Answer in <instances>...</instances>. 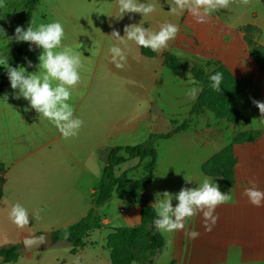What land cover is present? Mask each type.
<instances>
[{"label": "rangeland", "instance_id": "rangeland-1", "mask_svg": "<svg viewBox=\"0 0 264 264\" xmlns=\"http://www.w3.org/2000/svg\"><path fill=\"white\" fill-rule=\"evenodd\" d=\"M28 0H2L0 7V58H9L16 45L15 29L24 26L25 4ZM220 21L206 17V22L198 23L191 15L185 22L180 15L167 10L166 21L179 26L175 40L159 57L145 58L140 46L134 41H126L127 61L123 70L112 63H105L93 86L95 91L88 98L87 110L94 109L97 118L106 123L118 121L116 128H133L128 145H138L150 141L152 134H167L173 129V121L178 125L189 118L192 104L201 92V87L192 83L191 70L206 67L209 63L225 65L238 79H250L264 97V73L249 54L251 38L259 45L255 32L232 33L226 25L228 17L218 14ZM129 24V23H128ZM257 35V34H256ZM261 46V45H260ZM171 52L187 63L182 77H176L164 65L162 55ZM213 68V65L208 67ZM195 81V80H194ZM199 89L195 99L189 98L188 89ZM238 106L245 118V125L229 123L217 118L213 113L194 118L189 128L170 139H155L152 143L158 152V161L152 183L147 186L144 196L152 204L155 193L168 191L177 193L182 187L198 186L206 176L202 165L213 159L220 151L233 144L238 135L252 131H264V115L254 106L250 96L242 95ZM123 125V127H122ZM111 144L104 143L96 152V158L86 155L87 184L72 185L69 189H54L53 186H33L27 178L18 186L9 183L5 187L4 198L0 201V248L9 247L20 241L25 233L37 235L67 229L85 217L90 209L91 188L99 182L104 166L103 154ZM233 153L238 163L233 187L220 179L208 177L220 186L222 192L231 190L232 200L216 208L219 219L210 232L203 227L202 214L185 221L186 231H198L195 240L185 235V231L163 232L167 244L156 256L155 264H264V207H255L242 193L251 187L264 191V137L253 143L233 145ZM139 162L133 159L119 166L116 173L136 168ZM178 173V174H177ZM143 176L142 167L130 173L132 180ZM184 177L191 179L186 183ZM93 186V187H94ZM16 203L29 213V224L17 227L10 219L9 212ZM173 206L177 201L173 200ZM98 222H105L100 229L87 239L86 255L73 256L71 245L55 241L48 249L35 251L26 257L24 250L17 264H90L95 259L106 264L110 254L106 248V238L114 229L132 227L141 220L139 206L113 197L104 206L95 209ZM26 236V235H24ZM21 244V241L19 242ZM137 264V263H134Z\"/></svg>", "mask_w": 264, "mask_h": 264}, {"label": "crops", "instance_id": "crops-1", "mask_svg": "<svg viewBox=\"0 0 264 264\" xmlns=\"http://www.w3.org/2000/svg\"><path fill=\"white\" fill-rule=\"evenodd\" d=\"M137 2L153 4L155 11L147 16L139 13H124L121 16L118 0H38L32 15L33 27L42 23L60 22L65 31L62 45L71 47L73 51L82 55L81 81L72 89L69 103L74 108V115L82 119L84 124L76 136L64 138L49 120L39 116L30 107L27 100L22 97L16 99L18 90H13L10 81H7L0 96V201L4 198L7 184L18 186L23 181H27V178L33 186L38 187L51 185L54 189H59L64 188L67 183V189L71 185L74 188L85 186L88 173L85 164L87 153L90 157L96 158V152L103 148L104 143L111 144L110 146L128 145L126 139L128 140L134 133L133 128L120 130L116 128L118 121L110 119L104 129V120L97 118L94 109L87 110V108L88 98L95 91L93 87L96 84L95 80L104 64L110 62V47L116 45L126 48L125 44H121L111 36L112 31L114 29L119 31L123 37L125 25L130 24H140L146 29L158 31L160 25L167 22V10H170L173 0H137ZM219 13L228 17L224 25L232 33H240L244 27H254L256 39L260 38L259 45L264 46L263 0H250L248 5L232 3L228 8L212 12L210 16L220 21ZM180 16L185 22L191 15L185 11ZM41 53L42 49L35 44L27 45L19 67H24L27 73H39L38 57ZM157 53L156 57H159L161 53ZM28 61L32 62V67H28ZM6 75L7 69L0 65V83ZM90 184L92 196L97 185H93V180H90ZM100 223L105 224L104 221ZM28 236L32 235L24 233L20 238L21 243L22 239ZM86 249L87 246L72 255L76 257L86 255ZM23 250L26 257H32V253ZM89 261L90 264H103L95 259ZM0 264L4 263L0 262ZM106 264H112L111 260Z\"/></svg>", "mask_w": 264, "mask_h": 264}, {"label": "clouds", "instance_id": "clouds-1", "mask_svg": "<svg viewBox=\"0 0 264 264\" xmlns=\"http://www.w3.org/2000/svg\"><path fill=\"white\" fill-rule=\"evenodd\" d=\"M232 3L248 5L250 0H173L170 13L181 15L187 11L198 23H204L212 12L228 8ZM118 6L121 16L124 13L147 16L155 11L153 4L138 3L137 0H118ZM0 7H3L2 0ZM178 33V25L165 22L160 25L158 31L146 29L140 24L125 25L123 37L115 29L111 36L121 44L134 41L138 46L149 48L153 52H161L168 47L169 41L177 38ZM64 36V27L58 21L42 23L36 27L30 24L26 30L17 26L15 39L18 42H29L42 49L38 57L40 71L27 73L24 67H12L7 57L0 58V65L7 69L11 88L18 90L15 98L22 97L27 100L39 116L49 120L67 139L76 136L84 124L82 119L74 115V108L69 103L72 89L81 81L80 69L83 64L80 53L62 45ZM109 52L110 63L116 69L123 70L127 61L125 51L120 46L113 45ZM27 63L28 67H32L31 61ZM222 79L223 75L220 72L211 75L209 77L211 87L219 91ZM192 83L195 84L196 81L193 80ZM198 91L197 87H193L188 89L186 95L195 99ZM253 103L264 115V102L253 100ZM184 179L186 183L192 182L186 177ZM249 183L251 187L245 188L242 195L247 197L253 206L264 207V191L258 189L253 181ZM155 197V202L151 205L157 216L153 221L154 227L161 232L185 231V235L193 240L197 239L200 233L194 230L186 231L185 221L202 214L203 227L205 231L210 232L219 219L215 214L216 208L232 200L231 190L222 192L220 186L208 177H204L198 186L182 187L175 194L168 191L157 192ZM174 199L177 201L175 206L172 203ZM9 219L20 228L30 222L27 209L19 203L12 206ZM76 264H79V259Z\"/></svg>", "mask_w": 264, "mask_h": 264}, {"label": "trees", "instance_id": "trees-1", "mask_svg": "<svg viewBox=\"0 0 264 264\" xmlns=\"http://www.w3.org/2000/svg\"><path fill=\"white\" fill-rule=\"evenodd\" d=\"M264 1V0H263ZM38 4V0H28L25 4L26 19L25 30L33 24L32 15ZM33 26V25H32ZM248 33L255 32V28L244 27ZM251 49L249 54L254 59L260 70L264 73V46L256 45L251 38L247 39ZM29 42H18L8 63L12 67H19ZM141 54L144 57L154 58L158 56L149 48L141 46ZM164 65L176 77H182L187 63L172 54L165 52ZM213 65L212 69H209ZM216 72L223 75L220 90L211 87L209 77ZM193 79L201 87V92L192 104L189 118L182 124L173 121V129L167 134H152L150 141L138 145H116L104 150L105 166L102 177L91 196L92 208L88 214L67 229L57 230L53 233L54 241L64 240L71 245V254H77L87 246V239L91 233L102 227L95 218V209L104 206L114 196L121 201H128L134 206L140 207L141 220L138 225L132 227H119L114 229L106 238V248L110 254L112 264H155L156 256L164 249L167 240L163 232L158 231L153 224L157 218L156 212L151 208L152 203L146 199L144 193L147 186L153 181V174L158 161V152L153 141L155 139H170L173 136L185 132L192 120L205 115L206 112L213 113L217 118L237 125H245V118L238 106V99L242 95L250 96L256 101L264 102V97L259 94V88L247 78L238 79L225 65L209 63L206 67H194L191 70ZM9 81L6 75L0 83V96L3 93L5 83ZM254 104V103H253ZM255 106V104H254ZM259 111V109L255 106ZM260 112V111H259ZM264 134V131H252L238 135L233 144L220 151L213 159L202 165L203 173L211 178L220 179L227 186L235 184V168L238 160L233 153V145L253 143ZM133 159L139 164L136 168L126 170L121 174L116 169ZM142 167L143 176L132 180L130 173ZM1 196V191H0ZM23 244L18 243L9 247L0 248V262L4 264L16 263L23 252Z\"/></svg>", "mask_w": 264, "mask_h": 264}, {"label": "water", "instance_id": "water-1", "mask_svg": "<svg viewBox=\"0 0 264 264\" xmlns=\"http://www.w3.org/2000/svg\"><path fill=\"white\" fill-rule=\"evenodd\" d=\"M22 244L25 251L29 254L51 248L54 245L53 232L24 237L22 239Z\"/></svg>", "mask_w": 264, "mask_h": 264}]
</instances>
